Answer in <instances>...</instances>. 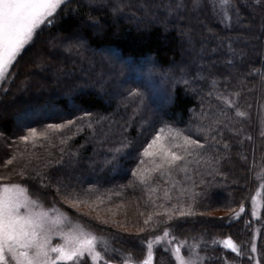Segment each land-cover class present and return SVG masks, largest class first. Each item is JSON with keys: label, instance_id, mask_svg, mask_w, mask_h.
Masks as SVG:
<instances>
[{"label": "trees", "instance_id": "16d2710c", "mask_svg": "<svg viewBox=\"0 0 264 264\" xmlns=\"http://www.w3.org/2000/svg\"><path fill=\"white\" fill-rule=\"evenodd\" d=\"M249 3L257 7L256 12L247 7ZM240 8L243 19L241 26L234 30L217 23L210 14L199 15L207 27L196 20L170 21L165 30L163 14L152 20L132 8L124 17L115 18L108 8L90 10L87 0H71L67 8L58 10L55 24L44 26L35 37V42L18 58L10 70L14 74L13 78L0 84V176H11L13 182L29 187L33 198H36L38 187L37 182L30 178L34 175L33 168L47 171L54 177H70L79 189L93 188L95 191L88 195V203L75 208L69 207L62 195H56L54 188H49L47 191L50 194L40 199L44 205L55 204L64 209L86 228L105 237L113 248L120 249L118 253L109 254L115 262L129 253L134 261L142 259L146 246L137 242L135 233L143 226V220L149 212L163 210L153 207L145 186L132 176V171L139 163L140 152L162 124H170L197 138L202 108L208 109V103L223 106L214 96L208 97L206 93L213 79L219 81L218 91L225 90V77L235 73L232 66L226 64L227 59H234L237 69L244 71L248 70L249 64L261 67L264 36L261 40L233 44V47L245 50L242 57H232L228 52L229 41L224 37L236 36L238 32L250 34L243 25L251 24V33L261 34V13L254 0H240ZM132 11L136 12L135 17L131 16ZM89 13L103 24L102 31L82 25L81 21ZM253 16L254 20L251 19ZM189 23L192 27L191 43L181 35L185 30L181 25ZM72 33L83 36L82 47L70 46L67 40L63 44L59 43L62 37ZM215 37L223 40L224 46L213 52L212 49L220 43ZM74 44L75 41H72L71 45ZM112 53H117L120 61H112V56L109 57ZM146 60L154 61L160 71L175 67L176 75H180L178 69L184 67L189 84H174L172 80H163L154 72L151 80L159 93L154 97L152 89L145 86L148 79L147 66L144 64ZM123 61L129 63L124 64ZM89 63L92 64L90 67ZM197 76H203L204 79H196ZM105 78L108 80L102 83ZM240 79L244 80V84L233 78L228 91L241 92V96L236 99L241 110L248 115L236 117L234 111H230L233 117L230 125L232 131L224 130V142L229 143L231 148L226 153L230 159L218 166L221 174L208 175L209 169L201 168L202 175H192V180L198 185L194 191L204 189L208 193L207 199L198 197L199 202L195 206L197 213L203 211L205 215L188 217L186 222L173 221L174 224H182L173 229L178 239L199 238L201 234L205 241L228 235L238 243L249 239L250 225L245 226V221H250L248 214L239 220H230L228 209H237L242 201L248 205L253 190L262 183L254 178L260 173V167L254 168L252 172L248 168L253 164L264 165V137L260 136L264 127V95L255 89V79L258 78L241 76ZM91 82L93 85H88ZM116 82L122 83V91L120 99L112 101L109 93L116 91ZM138 88L145 94L143 107L139 111L136 110L139 101L128 97L129 91ZM249 88L254 90L248 91ZM169 94L174 96V103L166 100ZM158 97L165 99V105L156 106ZM247 104H251V108ZM85 112L92 116L78 120ZM68 120L76 123L43 142V146L38 144L33 148L18 140L27 128L43 129L47 124ZM237 129L243 131L234 134ZM249 135L252 139H245ZM68 136L71 139L61 144L60 140ZM199 139L204 142L203 134H200ZM121 142L129 143L130 146L116 154L115 161L107 163L113 160V150L120 147ZM26 148V154H34L39 158L32 160L27 180L13 172V169L20 171L18 163L4 167L9 158L25 152ZM220 151L225 152L222 147ZM73 153L75 156L71 155ZM241 154L246 160L240 159ZM61 155L63 167L56 164ZM47 161H51L52 166L45 169ZM165 179L154 177L153 186L159 185V190L152 195V199L162 196L164 188L169 186L165 184ZM173 179L183 180L184 177L180 174ZM192 180L187 181L189 187ZM202 181H210L211 185L203 184ZM96 195H100L104 202L97 201ZM205 205L210 207L206 208ZM140 212H144L145 216H140ZM260 215L264 218V191L261 193ZM219 217H224V220ZM155 219L162 221L165 217ZM105 220L108 223H103ZM164 227L161 223L158 231L150 234H158ZM257 247L264 250V225L259 230ZM155 251L154 264H160L162 254L170 257V253H163L160 246ZM171 264H175L174 260Z\"/></svg>", "mask_w": 264, "mask_h": 264}, {"label": "snow or ice", "instance_id": "6c2138e0", "mask_svg": "<svg viewBox=\"0 0 264 264\" xmlns=\"http://www.w3.org/2000/svg\"><path fill=\"white\" fill-rule=\"evenodd\" d=\"M70 3L71 0H0V83L13 78L14 74L10 70L18 62V58L27 47L35 42V37L43 30L44 26L55 24L58 10L62 7L67 8ZM254 3L261 13V34L251 33L252 25L248 24L243 27L248 28L250 34L238 32L236 36L224 37L229 41L228 52L232 54V57L245 55L244 49H237L233 47V44L261 40L264 36V0H254ZM87 7L90 10L108 8L115 18L124 17L126 12L132 8L143 12L145 17L152 20L163 14L165 30H167L170 21L196 20L207 27L205 22L199 19L200 14L205 16L210 14L217 23L230 30L240 27L243 19L240 14V0H87ZM247 7L251 8L253 12L257 11V7H253L252 3H249ZM131 16L135 17L136 12L132 11ZM251 19L254 20L255 16ZM81 23L84 27L94 28L97 31H102L104 27L100 20L90 13ZM181 27L185 29L181 35L191 43V24L181 25ZM208 30L211 31V28ZM215 38L220 40L219 37ZM65 40L70 42V46L77 48L82 47L84 43L83 36L78 33L62 37L59 43L63 44ZM72 41H75L74 45H71ZM223 46V40H220L217 48L212 51L215 52ZM203 51L204 46L202 45L201 52ZM111 56L115 61H120L117 53H112ZM122 63L128 64L129 62L123 61ZM144 64L147 66L148 72L145 86L152 89L154 97L159 95L151 80L154 72L163 80H172L174 84H189V80L186 78L188 73L184 67H180L178 69L180 75H176L175 67H170L167 71H160L158 65L152 60H146ZM226 64L232 66L235 73H229V76L225 77L223 81L225 90L218 91L219 81L213 79L210 90L206 93L208 97L214 96L223 106H213L208 103V109L202 108L197 138L164 123L140 152L139 163L132 171V176L137 179L139 184L145 186L153 207L163 211L149 212L143 220V226L139 227L135 233L137 242L141 246H146L144 257L133 262L131 253H129L127 258L120 261V264H154L157 246L162 247L163 253H170V257L161 255L160 264H171L172 260L175 261V264H205L209 260L222 261V264H264V250L258 249L255 235L252 237L250 247L246 242L236 243L231 235L222 239L213 237L212 244L219 245L224 250L218 257H213L207 255V241L204 240L203 234L199 239L192 237L193 242L190 243L187 237L178 239L173 233L174 228L182 226L181 223L174 224L173 221L186 222L188 217H194L197 214L205 215L203 211L197 213L195 206L199 202L197 198L207 199L208 193L204 189L200 192L194 191L198 185L192 180V175H202L201 168H208V175L221 174L218 166L222 161L230 159L226 154L231 150L230 145L224 142V130L232 131L230 125L233 123V117L230 115V111H234L236 117L248 115L246 111L241 110L238 99H236L241 96V92L228 91L231 79L234 78L244 84V80L240 79L241 76L258 78L255 79V89L264 95V57H262L261 67L256 68L249 64L247 71L237 69L232 58L227 59ZM213 65H215V61ZM37 66L39 67V65ZM129 70H131L130 65ZM195 78L204 79L203 76ZM253 90L252 88L248 89V91ZM4 91L7 92L8 89H4ZM128 97L139 101L137 111L142 109L145 99L144 92L138 88L129 91ZM166 100L169 103H174V96L169 94ZM202 102H204L203 98ZM251 106V104H247L248 108ZM91 116V113L85 112L84 116L77 119L83 120L85 117ZM75 123L76 121L68 120L59 124H47L43 129L27 128L26 133L19 136L18 140L25 145L30 144L33 148L38 144L43 146V142L70 129ZM262 125H264V119H262ZM88 126L91 127V123ZM242 131V129H237L234 134H239ZM200 134H203V143L199 139ZM260 136L264 137V127L261 129ZM68 139L71 137L62 138L60 143L66 144ZM245 139L251 140L252 137L249 135ZM239 143L242 144L243 141H239ZM129 146V143L121 142V146L113 150V160L107 161V163L115 161L116 154ZM221 147L225 150L224 153H221ZM26 153L27 148L18 156L13 155L4 164V167L7 168L14 162L18 163L20 171L16 172L13 169V172L25 180L29 178L28 169L32 160L39 159L34 154ZM71 155L75 156L74 153ZM240 159L246 160V157L241 154ZM262 160H264V156H262ZM56 164L64 166L63 155L56 161ZM193 165H195L194 168ZM51 166V161L44 164L45 169ZM256 167H260L261 171L254 178L262 183L256 194L251 197V216L253 220H261L264 223V218L257 213V197H260L264 191V165L253 164L248 168V171L252 172ZM32 171L34 175L30 178L38 185L36 198H32L30 195L29 187L13 182L11 176H0V264H89V261L91 264H116L109 254L118 253L120 249L113 248L107 239L97 236L83 224L73 223L66 213L55 207V204L45 208L40 199L41 196L50 194L47 191L49 188H54L56 195H62L68 201V206L75 208L88 203V195L94 193L95 190L93 188H77L70 177L66 178L63 175L54 177L49 172L36 168H33ZM180 174H183V180L173 179ZM155 176L162 179L167 178L164 182L169 186L164 188L162 196L152 199V195L159 190V185L153 186ZM190 180H192L191 187L187 183ZM170 181L171 183H169ZM202 183L211 185L210 181H202ZM95 199L100 203L104 202L100 195H96ZM205 207L208 208L210 205H205ZM246 208L247 205L243 201L239 204L238 211L229 207V219H241L246 213ZM139 215L145 216V213L140 212ZM157 217H165V219L161 221L155 219ZM218 219L224 220V217ZM103 223H108V221L105 220ZM161 223L165 225L163 231L151 235L150 233L158 231ZM250 223L251 221H245V226L248 227ZM54 239H58L60 242L54 243ZM202 245L205 255H201L199 251ZM185 248L187 255H182V249ZM229 253L235 254L232 259L228 258Z\"/></svg>", "mask_w": 264, "mask_h": 264}, {"label": "rangeland", "instance_id": "374dc122", "mask_svg": "<svg viewBox=\"0 0 264 264\" xmlns=\"http://www.w3.org/2000/svg\"><path fill=\"white\" fill-rule=\"evenodd\" d=\"M198 53H200V51L198 52ZM109 57H111V55L109 54ZM111 59H112V61L114 60L113 59V57H111ZM92 64L91 63H89L88 64V67H90ZM87 67V68H88ZM108 79L107 78H105V79H102V83H105L106 81H107ZM1 84V83H0ZM88 85H93V83L91 82V83H89ZM87 85V86H88ZM116 85H117V87H116V91H114V92H112V93H109V98H110V100H112V101H118L119 99H120V92L122 91V83H120V82H116ZM94 87V86H93ZM97 89V88H96ZM106 89V88H105ZM105 89H103V91L105 90ZM99 92L100 91H102V90H99V89H97ZM160 99V100H159ZM165 100V99H164ZM163 99H161L160 97H158L157 98V100H156V106H163V105H165V101H164ZM23 185V184H22ZM259 187H260V184L253 190V192H252V194L250 195V198H249V201H248V205H247V208H246V213L248 214V216H249V218H250V221H251V223H250V234H249V239L246 241V243H247V245L250 247V244H251V240H252V237L255 235V237H256V243H257V240H258V235H259V230H260V227L262 226V225H264V223H262L261 222V220H253L252 219V216H251V209H252V203H251V197L253 196V195H255L256 194V191L259 189ZM33 198V197H32ZM44 205V204H43ZM45 206V208H48V207H50V206H52V205H44ZM56 207V206H55ZM78 207V206H77ZM56 208H58L61 212H64V213H66L69 217H70V219L72 220V222L73 223H76V222H79V220L76 218V217H73V216H71L67 211H64V209H62V208H60L59 206L58 207H56ZM260 208H261V196L260 197H257V213H258V215L259 216H261L260 215ZM238 209H239V207L237 208V209H235V210H237L238 211ZM245 213V214H246ZM245 214H243V215H245ZM263 218V217H262ZM80 223V222H79ZM162 232V231H161ZM160 232V233H161ZM95 233V232H94ZM96 234V233H95ZM159 234V233H158ZM97 236H100V237H103V236H101V235H98V234H96ZM103 238H105V237H103ZM215 238H218V239H222V238H219V237H215ZM106 239V238H105ZM197 239H199V238H197ZM212 239H213V237L210 239V240H208L207 241V249H208V251H207V255H209V256H213V257H218L220 254H221V252L222 251H224L223 249H221L220 248V246L219 245H213L212 244ZM60 241L58 240V239H54V243H59ZM189 242L191 243V242H193L192 241V239L190 238L189 239ZM236 243H238V242H236ZM239 244V243H238ZM217 247V248H216ZM213 249H215V251H213ZM199 251H200V253H201V255H205L206 253H205V251H204V246L202 245L201 246V248L199 249ZM182 255H187V249L185 248V249H182ZM234 255L235 254H232V253H229L228 254V258L229 259H232L233 257H234ZM123 256V257H122ZM121 257H120V259L118 260V263H120V261L123 259V258H127L128 256H126V255H122ZM132 259V258H131ZM132 261L133 262H135L133 259H132ZM175 262V261H174ZM89 264H91V261H89ZM205 264H222V261H215V262H213V261H211V260H209V261H206L205 262Z\"/></svg>", "mask_w": 264, "mask_h": 264}, {"label": "water", "instance_id": "95a60500", "mask_svg": "<svg viewBox=\"0 0 264 264\" xmlns=\"http://www.w3.org/2000/svg\"><path fill=\"white\" fill-rule=\"evenodd\" d=\"M116 264H120V263L116 262Z\"/></svg>", "mask_w": 264, "mask_h": 264}]
</instances>
